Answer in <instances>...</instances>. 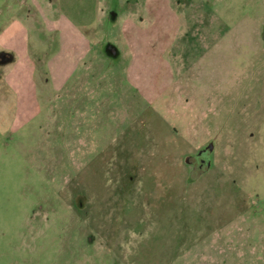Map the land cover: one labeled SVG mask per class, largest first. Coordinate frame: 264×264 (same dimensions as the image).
Listing matches in <instances>:
<instances>
[{
  "label": "rangeland",
  "instance_id": "1",
  "mask_svg": "<svg viewBox=\"0 0 264 264\" xmlns=\"http://www.w3.org/2000/svg\"><path fill=\"white\" fill-rule=\"evenodd\" d=\"M15 1L0 43L30 54L0 111V264H264V0H59L101 40L59 92L30 78Z\"/></svg>",
  "mask_w": 264,
  "mask_h": 264
},
{
  "label": "crops",
  "instance_id": "2",
  "mask_svg": "<svg viewBox=\"0 0 264 264\" xmlns=\"http://www.w3.org/2000/svg\"><path fill=\"white\" fill-rule=\"evenodd\" d=\"M87 1L94 2L96 6L100 3L99 0ZM2 2L4 5L7 2L15 3L16 1L2 0L0 3ZM17 3L19 7L9 4V12L21 13L19 19L22 22L23 9L25 17L31 21L32 30L36 35L33 59L25 64L27 70L31 69L32 82L50 84L56 92L73 86L76 82H86L87 77L93 75L90 68L98 66L95 54L101 40L99 29L95 27L96 12L90 15L84 6L85 1H83V6L77 7V10L67 9L65 13H62L59 0H30L29 2L25 0L24 3L19 0ZM0 13H3L2 6H0ZM44 13L46 20L45 26H42L40 19ZM110 47L112 49L111 58L119 60L123 57L124 54L120 47L116 44ZM129 52L127 51V55L130 54ZM29 54V51L22 52V45L19 48L16 45L8 48L0 43L1 112H5L7 99L16 94L9 83L10 81L20 82L19 79H15V81L14 77L22 76V58L29 57Z\"/></svg>",
  "mask_w": 264,
  "mask_h": 264
},
{
  "label": "flooded vegetation",
  "instance_id": "3",
  "mask_svg": "<svg viewBox=\"0 0 264 264\" xmlns=\"http://www.w3.org/2000/svg\"><path fill=\"white\" fill-rule=\"evenodd\" d=\"M204 152H205L204 150H201L199 152L197 158H196V160L198 161L197 163H199V166H198L199 168H201V165L206 161L205 156H203L204 155Z\"/></svg>",
  "mask_w": 264,
  "mask_h": 264
},
{
  "label": "water",
  "instance_id": "4",
  "mask_svg": "<svg viewBox=\"0 0 264 264\" xmlns=\"http://www.w3.org/2000/svg\"><path fill=\"white\" fill-rule=\"evenodd\" d=\"M211 148H212V145H211Z\"/></svg>",
  "mask_w": 264,
  "mask_h": 264
}]
</instances>
